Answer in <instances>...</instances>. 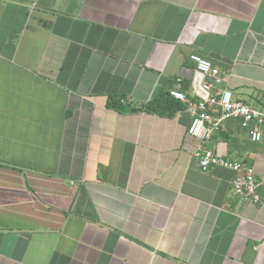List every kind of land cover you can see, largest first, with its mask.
Returning a JSON list of instances; mask_svg holds the SVG:
<instances>
[{"label": "crops", "instance_id": "1", "mask_svg": "<svg viewBox=\"0 0 264 264\" xmlns=\"http://www.w3.org/2000/svg\"><path fill=\"white\" fill-rule=\"evenodd\" d=\"M264 111V0H0V264H264V125L190 136L180 89ZM216 112V110H215Z\"/></svg>", "mask_w": 264, "mask_h": 264}, {"label": "built area", "instance_id": "2", "mask_svg": "<svg viewBox=\"0 0 264 264\" xmlns=\"http://www.w3.org/2000/svg\"><path fill=\"white\" fill-rule=\"evenodd\" d=\"M189 59L194 63L197 72L199 71L200 63L204 61L210 64V68L204 74L208 80L202 83L204 94L198 100L191 99L178 88L169 91L172 97L185 104V109L190 114L191 121L187 128V133L205 143L215 131L223 128L224 122L228 118H237L243 126H250V137L253 141L260 140L262 135L261 127L264 125V111L242 101L234 100L231 91L228 89L212 92L210 78L216 77L219 74V70L212 65L211 61L198 54H191ZM226 91L231 93L228 101L224 100ZM254 137H258V139H254ZM210 165L225 166L236 171V176L231 181V189L238 198L256 203L262 202L257 188L264 183V175L243 171L240 162L227 161L213 149L203 146L199 157V166L202 170H206Z\"/></svg>", "mask_w": 264, "mask_h": 264}, {"label": "clouds", "instance_id": "3", "mask_svg": "<svg viewBox=\"0 0 264 264\" xmlns=\"http://www.w3.org/2000/svg\"><path fill=\"white\" fill-rule=\"evenodd\" d=\"M210 64L207 61L201 62L199 65V71L197 72V75L200 76L201 80L204 78V74L209 71ZM231 93L225 92L224 94V100L228 101L230 99ZM254 139H258V137H254Z\"/></svg>", "mask_w": 264, "mask_h": 264}]
</instances>
